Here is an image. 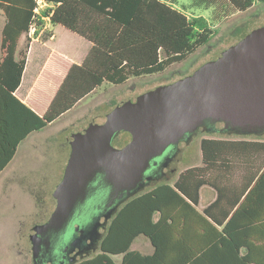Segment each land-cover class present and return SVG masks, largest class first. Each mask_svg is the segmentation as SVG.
<instances>
[{
  "label": "trees",
  "instance_id": "trees-1",
  "mask_svg": "<svg viewBox=\"0 0 264 264\" xmlns=\"http://www.w3.org/2000/svg\"><path fill=\"white\" fill-rule=\"evenodd\" d=\"M44 1L51 7L36 13L37 0H0V172L28 133L45 127L103 83L121 84L164 71L214 33L207 18L188 16L175 6L177 0ZM190 1L192 6L212 7L218 17L264 2ZM42 16L92 44L82 63L71 65L39 116L13 92L24 68L29 29L42 26ZM22 35L25 41L17 50ZM121 133L119 140L125 144L130 134ZM250 135L260 138L264 131ZM199 149L200 165L170 172L119 205L96 253L75 264H264V163L245 174L238 186L228 183L232 158L264 152V140L202 138ZM204 186L212 187L216 197L199 210ZM138 237L148 240L149 253L131 248Z\"/></svg>",
  "mask_w": 264,
  "mask_h": 264
},
{
  "label": "water",
  "instance_id": "water-1",
  "mask_svg": "<svg viewBox=\"0 0 264 264\" xmlns=\"http://www.w3.org/2000/svg\"><path fill=\"white\" fill-rule=\"evenodd\" d=\"M219 123L220 131H264V25L191 74L118 104L101 123L72 134L63 176L53 191L55 206L29 235L32 264L55 263L64 235L95 195L105 197L109 218L143 188L147 172L169 148L188 142L200 127L215 131ZM122 131L130 140L113 146Z\"/></svg>",
  "mask_w": 264,
  "mask_h": 264
},
{
  "label": "rangeland",
  "instance_id": "rangeland-1",
  "mask_svg": "<svg viewBox=\"0 0 264 264\" xmlns=\"http://www.w3.org/2000/svg\"><path fill=\"white\" fill-rule=\"evenodd\" d=\"M176 7L182 9L188 16L202 15L208 19L214 33L211 38L199 46L185 59L175 62L164 71L133 77L121 84L105 83L93 94L83 100L73 111L83 114L79 127L90 122L101 123L105 115L115 106L135 99L141 93L151 90L159 85L173 82L191 74L203 63L216 59L220 53L229 46L241 41L255 29L264 25V2L256 1L245 11L228 12L224 17H218L212 7H196L190 0H177ZM40 11V9H38ZM56 39L51 46L67 44V36L61 32L60 27L55 30ZM25 39L22 41V46ZM62 120L44 132L55 135L61 128L66 127ZM215 131L200 129L194 132L191 139L181 142V152L173 159L171 174H178L183 169L201 164L199 143L202 138L227 139H259L247 133H225L220 131L222 124H216ZM121 132L112 140L115 147L123 143L119 140ZM42 135V133L40 134ZM50 135V134H49ZM34 135L21 143L13 160L0 173V264H32L31 243L29 235L33 227L41 225L49 217L55 206L53 191L59 181L58 170L55 166V155L36 147L31 142ZM127 139V137H126ZM32 140V141H31ZM232 175L228 183L238 186L244 175L248 172L258 171L264 163V152L249 155L248 157H233ZM170 172V171H169ZM162 179L142 188L145 191ZM139 192V191H138ZM215 190L204 186L201 189L198 209L212 201ZM132 249L143 253L151 251V245L144 237H138L131 246ZM96 253V249L85 257ZM80 259H77L78 261Z\"/></svg>",
  "mask_w": 264,
  "mask_h": 264
},
{
  "label": "crops",
  "instance_id": "crops-1",
  "mask_svg": "<svg viewBox=\"0 0 264 264\" xmlns=\"http://www.w3.org/2000/svg\"><path fill=\"white\" fill-rule=\"evenodd\" d=\"M42 20V26L36 28L31 36L27 35V38H29L30 41L26 51L25 64L21 73L19 85L13 92V95L18 100L25 103L39 116H42L47 110L49 103L54 97L71 65L81 64L92 44L88 39L61 25L52 26L48 18H42ZM3 24L4 17L0 13V37ZM58 27H60L61 32L67 36L68 42L67 44L62 43L60 45L56 44L51 46L56 39L55 30ZM23 39H25V35L20 37L17 50L22 47ZM101 86L77 101L70 109L59 115L45 127L28 133L24 139L19 142L15 154L19 145L26 141L30 136L34 135V139H32L33 141L31 140V143L36 147L40 145L39 147L43 149V155H46L47 151H50L52 148V152L55 155V166L57 167L58 178L60 181L69 157L72 134L83 131L87 126L84 124L79 127L82 119L81 117L84 115L77 114L73 111L76 110V107L83 100L93 94ZM61 120L63 124H66L67 126L61 128L54 136H52L54 132L52 134H46L44 132L47 127H51ZM41 133L42 135H40ZM15 154L9 163L13 160ZM215 197L216 193L212 200H214Z\"/></svg>",
  "mask_w": 264,
  "mask_h": 264
},
{
  "label": "flooded vegetation",
  "instance_id": "flooded-vegetation-1",
  "mask_svg": "<svg viewBox=\"0 0 264 264\" xmlns=\"http://www.w3.org/2000/svg\"><path fill=\"white\" fill-rule=\"evenodd\" d=\"M200 129L203 128L200 127L197 131ZM197 131H195V133ZM181 142L187 143L186 141ZM181 142H179V144ZM179 144L175 147L169 148L159 159V163L151 167L147 172L149 178L143 181V188L159 179L161 180L165 178L167 174L171 172L173 159L181 152ZM108 209L109 208L105 207V197L102 193L93 197L85 212L76 219L78 223L73 227L75 229H69L64 235L58 251V257L54 264H69L72 258H74L73 264H75L77 259H82L96 249L99 238L105 231L109 219L114 214L113 213L106 219L105 216L108 213ZM73 239L77 240H74L67 252H62L63 245L72 242Z\"/></svg>",
  "mask_w": 264,
  "mask_h": 264
},
{
  "label": "built area",
  "instance_id": "built-area-1",
  "mask_svg": "<svg viewBox=\"0 0 264 264\" xmlns=\"http://www.w3.org/2000/svg\"><path fill=\"white\" fill-rule=\"evenodd\" d=\"M51 7V4H48L47 2H45L44 0H37V8L35 9L36 13H39L38 9H42L44 7ZM42 18H48V16H42ZM35 31V26L32 25L29 29L28 35H32Z\"/></svg>",
  "mask_w": 264,
  "mask_h": 264
}]
</instances>
